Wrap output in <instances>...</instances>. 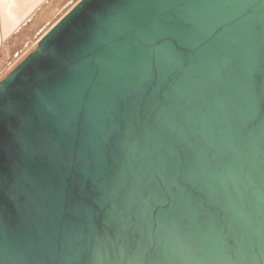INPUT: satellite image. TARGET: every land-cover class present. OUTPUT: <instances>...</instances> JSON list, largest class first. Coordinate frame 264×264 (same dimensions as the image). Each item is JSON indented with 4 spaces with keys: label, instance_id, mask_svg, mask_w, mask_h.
I'll use <instances>...</instances> for the list:
<instances>
[{
    "label": "water",
    "instance_id": "1",
    "mask_svg": "<svg viewBox=\"0 0 264 264\" xmlns=\"http://www.w3.org/2000/svg\"><path fill=\"white\" fill-rule=\"evenodd\" d=\"M0 229L3 264H264V5L80 0L0 80Z\"/></svg>",
    "mask_w": 264,
    "mask_h": 264
},
{
    "label": "bare ground",
    "instance_id": "2",
    "mask_svg": "<svg viewBox=\"0 0 264 264\" xmlns=\"http://www.w3.org/2000/svg\"><path fill=\"white\" fill-rule=\"evenodd\" d=\"M79 1L7 0L5 3L0 0V80L30 54L39 40Z\"/></svg>",
    "mask_w": 264,
    "mask_h": 264
},
{
    "label": "snow or ice",
    "instance_id": "3",
    "mask_svg": "<svg viewBox=\"0 0 264 264\" xmlns=\"http://www.w3.org/2000/svg\"><path fill=\"white\" fill-rule=\"evenodd\" d=\"M7 0H5V3ZM244 2L247 3H255L257 0H244ZM259 3L264 5V0H258ZM231 23L230 20H221V21H213L209 22L204 26V32L206 35V38L211 39L212 36H214L217 32H220L221 30L227 31L228 25ZM149 46L152 48L154 57L161 63L163 66L166 63L174 62L176 59V51L174 47L170 44H160L159 41L154 39L148 40ZM145 83H148L145 81ZM155 100L158 102L160 100L159 91L157 90L155 93ZM144 101V92L141 89H137L135 93L132 94V98L130 100V105L132 107H138L143 104ZM108 121L111 122V136L110 140L112 138L116 139V142L119 144L123 140V136L121 134L120 125L117 120V115L115 113L109 115ZM172 126L171 125H164L157 123L155 127V133L158 137L164 138L168 140L172 146L173 150L168 153V156L166 159L169 163H171L174 167H176L177 171L179 172L182 167H184L187 164H190L192 162V152L194 150H198L203 154L204 157V163H206L209 167H211L214 163L218 162V153L213 149V147L209 144H199L196 149H192L190 145L187 144V142H179L175 139L173 135ZM175 191L172 189H169L167 193H162V195L165 196L167 199L168 197H171L173 201L177 199H183L185 193L187 192V189L176 187ZM3 253V232L2 229H0V256H2ZM0 264H3L2 259H0Z\"/></svg>",
    "mask_w": 264,
    "mask_h": 264
},
{
    "label": "rangeland",
    "instance_id": "4",
    "mask_svg": "<svg viewBox=\"0 0 264 264\" xmlns=\"http://www.w3.org/2000/svg\"><path fill=\"white\" fill-rule=\"evenodd\" d=\"M26 50V49H25ZM17 59V58H16ZM7 68V67H6Z\"/></svg>",
    "mask_w": 264,
    "mask_h": 264
}]
</instances>
